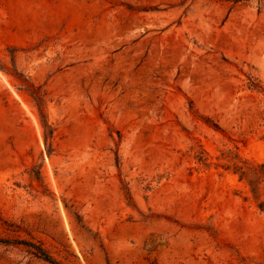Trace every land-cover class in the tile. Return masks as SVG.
<instances>
[{"label": "rangeland", "instance_id": "rangeland-1", "mask_svg": "<svg viewBox=\"0 0 264 264\" xmlns=\"http://www.w3.org/2000/svg\"><path fill=\"white\" fill-rule=\"evenodd\" d=\"M0 264H264V0H0Z\"/></svg>", "mask_w": 264, "mask_h": 264}, {"label": "trees", "instance_id": "trees-1", "mask_svg": "<svg viewBox=\"0 0 264 264\" xmlns=\"http://www.w3.org/2000/svg\"><path fill=\"white\" fill-rule=\"evenodd\" d=\"M0 241H3L0 239ZM17 243H22L26 247L29 248V250L35 254L38 257H41L45 259L46 261L52 263V264H61L59 261H57L55 258H53L42 246L29 241H18Z\"/></svg>", "mask_w": 264, "mask_h": 264}]
</instances>
